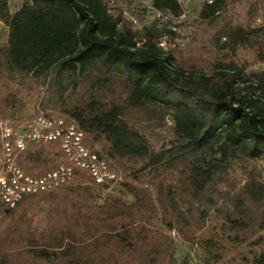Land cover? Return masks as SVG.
Masks as SVG:
<instances>
[{"label": "trees", "instance_id": "obj_1", "mask_svg": "<svg viewBox=\"0 0 264 264\" xmlns=\"http://www.w3.org/2000/svg\"><path fill=\"white\" fill-rule=\"evenodd\" d=\"M8 1L0 0L8 28L0 46V117L23 107L17 92L32 80L67 73L72 89L59 113L88 149L121 167L120 194L133 202L105 197L97 205L93 180L80 169L68 184L25 196L13 209L0 200V229L44 197L50 221L47 232L24 231L15 246L0 248V264H188L174 258L163 229L200 252L197 264H264V182L252 170L239 187L227 176L233 163L255 168L264 160V71L245 74L232 59L207 72L183 68L157 47L162 31L118 28L120 18L113 20L102 0H22L14 13ZM225 2H205L201 21L214 23ZM153 6L180 11L174 0ZM214 45L224 58L247 48L264 63V26L224 20ZM165 120L171 135L157 144L150 132ZM16 161L33 177L67 162L56 144H29Z\"/></svg>", "mask_w": 264, "mask_h": 264}, {"label": "rangeland", "instance_id": "obj_2", "mask_svg": "<svg viewBox=\"0 0 264 264\" xmlns=\"http://www.w3.org/2000/svg\"><path fill=\"white\" fill-rule=\"evenodd\" d=\"M102 1L109 8L108 12L113 19L120 18L121 28L126 25L135 32H141L146 27L154 26L162 31L161 37L157 40V47L163 52L164 56L170 54L176 64L183 68L199 69L207 72L211 64L219 60L226 62L232 59V62L242 69L245 74L264 71V63H259L256 60L254 51L247 48H239L234 56L228 55L224 58L222 53L215 51L214 45L217 30L224 20L230 21L232 26L246 25L248 23L253 27L264 26V0H226L225 7H222L215 14L216 20L214 23L201 21L199 17V11L207 0H189L188 8L190 13L184 21L176 18L158 19L152 13L141 12L140 8L143 0H114L112 6H110L108 0ZM21 4L22 0H9L7 2L9 12H16ZM172 28H174V31H172ZM7 33V26L0 21V46L5 44ZM71 85V77L65 72L57 73L52 71L38 80H32L29 90L17 92L18 98L24 102L23 107L14 115L2 119L9 120L16 125L33 116L37 110H42L49 112L53 117L61 115L65 118L59 119L67 122V117L59 113L58 107L62 100H66L72 89ZM120 85V83H117L118 93L122 89ZM12 90H14V87H12ZM6 112L11 113L9 109ZM134 112L133 116L137 115L140 119L142 114ZM165 121L163 128H156V130L150 132V139L157 144L164 140L166 141L171 135L169 121ZM143 124L145 127H151L150 123ZM97 147L100 149V146ZM39 148L35 147L33 150ZM24 151L20 150V152ZM92 151L97 152L96 150ZM99 155L104 157L101 154ZM108 163L121 181L103 186V188H97L92 183L90 186L94 189V194L99 196L95 203L99 205L105 197H110L119 198L126 204H131L133 202L132 198L123 197L120 194L119 184L126 179L123 170L115 162L108 161ZM245 170L255 171L264 182V160L258 161L255 168L254 165L233 163L228 170L227 176L230 181L239 187L245 182ZM219 190L225 191L227 188L221 186ZM48 205V199L44 197L43 199L40 198L33 206L27 208L24 211V216L20 210L15 211L10 222H8V226L0 229V248L9 249L15 246L17 244L15 242L20 239L24 231L29 233L47 232L50 228ZM162 231L174 241V258L178 261L186 260L188 264H197L199 262L200 252L196 248L183 244L176 238L173 231L168 232L167 229ZM243 251L245 252L247 249Z\"/></svg>", "mask_w": 264, "mask_h": 264}, {"label": "built area", "instance_id": "obj_3", "mask_svg": "<svg viewBox=\"0 0 264 264\" xmlns=\"http://www.w3.org/2000/svg\"><path fill=\"white\" fill-rule=\"evenodd\" d=\"M113 1L108 0L110 6ZM145 1L143 0L140 11L152 13L158 19L176 18L184 21L190 13L189 0H174L180 10L177 16L169 10H157L153 6L154 0ZM206 3H211V0ZM106 9L108 12L107 6ZM120 21L118 28L122 26ZM29 144H56L67 162L61 163L45 175H28L18 165L16 154L20 150H26ZM75 169L86 171L95 186H108L121 181L104 157L85 146L84 135L75 124L57 119L42 110H37L33 116L16 125L0 118V200L6 208H15L25 196L49 193L68 184Z\"/></svg>", "mask_w": 264, "mask_h": 264}]
</instances>
